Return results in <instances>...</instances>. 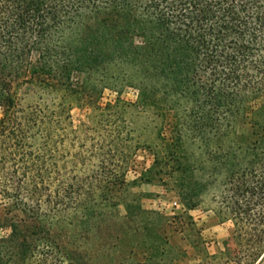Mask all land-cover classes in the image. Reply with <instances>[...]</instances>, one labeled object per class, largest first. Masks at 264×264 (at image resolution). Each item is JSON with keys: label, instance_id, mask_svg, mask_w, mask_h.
<instances>
[{"label": "trees", "instance_id": "1", "mask_svg": "<svg viewBox=\"0 0 264 264\" xmlns=\"http://www.w3.org/2000/svg\"><path fill=\"white\" fill-rule=\"evenodd\" d=\"M114 65L153 106L157 94L167 105L177 96L192 103L211 135L249 125L247 140L224 152L241 180L227 207L263 213L264 0H0V264H92L91 238L117 224L126 178L107 144L92 146V166L77 156L82 174L64 182L42 143L52 136L42 126L49 110L15 102L24 84L82 93V75ZM59 98L72 124L71 104ZM238 229L264 255L251 242L258 228Z\"/></svg>", "mask_w": 264, "mask_h": 264}, {"label": "rangeland", "instance_id": "2", "mask_svg": "<svg viewBox=\"0 0 264 264\" xmlns=\"http://www.w3.org/2000/svg\"><path fill=\"white\" fill-rule=\"evenodd\" d=\"M80 78L82 93L69 96L62 88L24 84L15 88V102L49 110L42 126H49L52 136L42 143L58 160V177L64 182L82 174L77 156L87 166L95 163L92 146L101 140L125 173L123 201L113 217L117 224L101 239L90 240L92 264H264V255L254 254L255 247L237 233L239 226L257 227L250 241L264 249V211L262 216L241 211L239 216L227 207L241 180L234 166L223 163L224 152L244 143L250 126L237 128L236 134L231 127L211 135L201 124L202 115L190 110L192 103L177 96L167 105L159 94L157 106L143 101L137 79H129L117 65L92 69ZM64 95L72 124L57 105ZM68 135L75 138L72 146L64 140ZM4 232L0 229V235Z\"/></svg>", "mask_w": 264, "mask_h": 264}]
</instances>
